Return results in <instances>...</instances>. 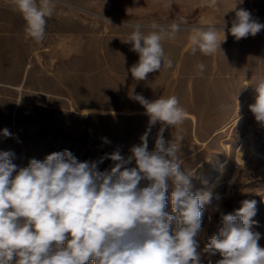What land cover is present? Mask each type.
Segmentation results:
<instances>
[{"label": "rangeland", "instance_id": "rangeland-1", "mask_svg": "<svg viewBox=\"0 0 264 264\" xmlns=\"http://www.w3.org/2000/svg\"><path fill=\"white\" fill-rule=\"evenodd\" d=\"M235 6L264 24V0H217L212 7L209 0H54L45 37L36 42L12 0H0V81L5 82L0 151L14 153L17 171L31 159L42 161L64 150L79 162H97L98 171H110L117 162L107 157L118 152L127 160L149 128L146 110L132 97L176 96L186 118L165 127L163 136L175 141L181 170L199 176L193 191L213 194L196 237L202 264L221 258L204 251L222 227L220 213L237 210L245 199L256 201L252 230L261 234L258 243L264 247V123L249 108L254 87L264 78V29L236 40L228 32ZM153 22L182 26L175 39L162 40L173 66L136 81L130 68L139 55L123 41L133 31L129 25L141 24L147 34ZM194 26L223 27L221 49L208 56L192 54ZM83 122L93 127L92 134L82 139L70 134L68 126ZM161 127L159 122L151 126L149 151ZM4 129L11 135L4 136ZM125 167H136L135 160ZM168 184L170 196L174 184ZM166 210L173 214L170 200Z\"/></svg>", "mask_w": 264, "mask_h": 264}, {"label": "clouds", "instance_id": "clouds-1", "mask_svg": "<svg viewBox=\"0 0 264 264\" xmlns=\"http://www.w3.org/2000/svg\"><path fill=\"white\" fill-rule=\"evenodd\" d=\"M12 3L22 14L30 37L41 42L54 0ZM216 3L209 0L210 7ZM233 10L235 18L228 32L236 40L264 29L248 10L236 6ZM129 27L133 31L123 42L139 55L130 68L136 81H146L148 74L162 67L172 68L162 40L175 39L183 30L181 24L153 22L147 34L141 24ZM221 31L225 39L223 27H192V54L216 53L224 41L218 39ZM204 67L198 65L201 74ZM254 89L255 102L249 108L256 121L264 123V78ZM132 98L146 110L149 128L127 160L118 152L107 157L117 162L110 171H98L97 162H79L68 150L53 152L42 161L31 159L17 171L14 153L0 151V264L13 260L16 264H202L196 237L213 194L193 191L199 176L195 170H181L175 141L163 136L165 127L184 122L186 112L176 96L152 101L139 94ZM158 122L162 127L154 150L149 151L148 135ZM3 135L11 133L4 129ZM133 159L136 167H125ZM169 180L174 184L170 196L166 195ZM169 200L173 214L166 210ZM255 215L256 201L249 199L233 212L220 213L219 234L204 249L210 257H221L214 264H264V247L258 243L261 234L252 230ZM208 264L213 261L209 259Z\"/></svg>", "mask_w": 264, "mask_h": 264}, {"label": "built area", "instance_id": "built-area-1", "mask_svg": "<svg viewBox=\"0 0 264 264\" xmlns=\"http://www.w3.org/2000/svg\"><path fill=\"white\" fill-rule=\"evenodd\" d=\"M77 122V120H75ZM68 131L73 136L82 139L86 138L88 135L92 134L94 132V129L91 125L82 123L81 126L77 127L76 123H72L70 126H68Z\"/></svg>", "mask_w": 264, "mask_h": 264}, {"label": "crops", "instance_id": "crops-1", "mask_svg": "<svg viewBox=\"0 0 264 264\" xmlns=\"http://www.w3.org/2000/svg\"><path fill=\"white\" fill-rule=\"evenodd\" d=\"M0 79H3V78H2V76H0ZM4 83H5V82H3V81H0V88H3V87H5V86H4ZM1 84H3V85H1Z\"/></svg>", "mask_w": 264, "mask_h": 264}]
</instances>
